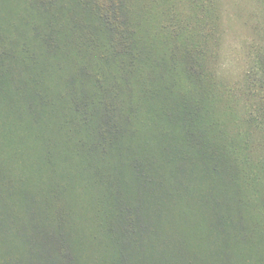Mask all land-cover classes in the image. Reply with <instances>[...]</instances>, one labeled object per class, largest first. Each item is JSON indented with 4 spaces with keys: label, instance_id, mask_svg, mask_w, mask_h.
I'll return each instance as SVG.
<instances>
[{
    "label": "rangeland",
    "instance_id": "rangeland-1",
    "mask_svg": "<svg viewBox=\"0 0 264 264\" xmlns=\"http://www.w3.org/2000/svg\"><path fill=\"white\" fill-rule=\"evenodd\" d=\"M133 1L134 10L130 8V11L139 28L138 37L141 35L148 40L145 45L151 51V58L155 62L162 60L160 67L174 65L164 77L161 73L154 76L144 72L147 82L150 76L155 78L151 86L136 85L135 74L128 69L121 76L123 67L118 64L121 55L116 53L117 57L120 56L115 58V54L111 62L104 40L102 45L99 35L87 31L83 34L79 29L83 25L56 0H46L42 7L38 0H13L7 9L1 11V20L11 31L13 24L38 23L34 16L46 8L51 9L48 14L55 11L58 16L64 15L70 20V32L64 34L65 40H74L69 60L72 76L77 79L78 65H82V72L94 73L100 82H104L103 77L107 76L118 88L130 89L134 95L126 97L132 101L131 110L125 106L126 113L122 117L116 111L102 123L97 118L91 126L87 121L84 124L77 113L78 105L73 106L66 95L68 84L66 88L61 87L64 76L69 75L63 74L66 70L62 55H55L54 64L58 65V70L46 73L30 59L28 53L33 52L26 49L25 37L21 39L20 65L16 64L17 59H12L9 68L13 75V90L5 99H0V155L8 160L11 172V194L7 186H3L0 193V264H73L67 256L85 258L87 264L112 262L115 247L109 246L104 251L101 241L107 231L102 226L105 219L96 220L103 205L99 199L100 191L98 195L95 190L101 182L95 173L102 167V158L109 160L112 167L119 162V156L115 154L117 144L115 148L106 147L114 131L120 137L128 132L126 142H120L124 153L122 160L126 165L135 162L131 149H128V146H135L137 155L141 153L156 166L159 164L172 171L176 168L179 174V178L170 171L163 174L170 188L168 195L159 194L156 188L139 182L130 187L127 199L138 206L140 211L136 215L142 214L140 222L138 218L139 224H135L142 234L130 245L131 253L140 245L135 260L143 258L145 264H155L156 255L161 254L169 264H180L182 256L191 251L192 260L197 264H264V180L261 179L264 162L258 161L259 165L255 162L256 168L251 172L242 164L251 161L245 157L244 138L239 135L242 141L231 139L233 128L242 131V135L247 128L251 136H258L255 126L264 129V73L260 63V59H264V1ZM215 15L218 17L215 19L217 27L212 25L216 24ZM89 25L92 31L97 30L95 23ZM193 30L201 34L203 37H197L203 40L191 38ZM33 33L31 31L29 35ZM110 34L109 39L114 41L115 36ZM77 48L86 52H78ZM141 48L144 49L143 44ZM134 52L138 51L135 49ZM199 68L210 75L209 81L203 79ZM136 72L142 73V70ZM32 77L37 81L48 78L47 92L58 96L56 102L64 113L62 135L53 128L56 122L62 124L60 117L54 114L51 118L46 112L50 98L32 100L14 94L24 85L29 90ZM96 77L91 82L86 78L91 94L95 84H100L95 82ZM123 78L129 79L128 89ZM78 81L85 82V79L79 78ZM208 82L211 83L210 89ZM139 90H153L151 99L143 98ZM192 102L200 106L208 136L213 147L218 148L219 157L214 153L211 155L208 171H205L203 161L192 164L176 160L173 168L165 159L163 137L158 136L152 121L171 109L172 112H181ZM218 102H221V108H227L223 115L228 128L218 124L223 113ZM230 106L235 108L230 110ZM106 108L115 110L117 105L108 101ZM142 110H146L147 115L123 118L129 111L138 114ZM171 116L163 122L168 123ZM244 117L248 122L242 128L237 127L243 121L240 118ZM76 123L83 129L79 130ZM45 130L50 139L47 142H44ZM47 132L51 134L47 135ZM148 147L152 148L151 152L147 151ZM41 159L53 164V175H48L40 167ZM219 195L222 200L217 201H220L218 209L210 205L209 200ZM58 212L64 220L60 225L56 217ZM38 224L41 226L37 229L31 227ZM66 231L72 249L67 248L66 255L64 250L59 252L58 247H48L55 252L56 260L51 261L47 254L38 252L35 245L39 244L40 250V239L44 240L48 236L46 233L60 237ZM108 233L113 235L111 229ZM118 245L121 251L122 242ZM115 259L117 264H124L125 259L121 260V256Z\"/></svg>",
    "mask_w": 264,
    "mask_h": 264
},
{
    "label": "trees",
    "instance_id": "trees-1",
    "mask_svg": "<svg viewBox=\"0 0 264 264\" xmlns=\"http://www.w3.org/2000/svg\"><path fill=\"white\" fill-rule=\"evenodd\" d=\"M12 1L13 0H0V89L1 92H3V95L0 96V99H5L13 90V75L9 72V68H11L12 59H17L16 64L20 65L21 50L19 43L21 39L25 37L24 45L28 46V48L26 49L33 52L28 53V56L33 62L39 64L46 73L58 70V65L54 64L55 55L57 53L62 55L63 67L66 70L63 72V74L65 75L69 73V75L64 76V82L62 83L61 87L66 88L68 84L66 95L72 102L73 106L76 104L80 106L79 108L76 105L77 113L80 115V119L84 121V124L87 121L91 126V124L97 121V118H100L102 123L104 119H109V116L116 111L119 116L121 115L120 117H122L124 113H126L124 112L125 106L129 107L131 110L132 101L131 99H126V97L134 95V91L130 89L123 90L122 88H118L113 81H110L109 78L107 76H104L103 74L102 76H104V82H100V79L97 78L94 73L91 72L87 74L82 72L80 69L82 65H78L77 71L79 72V76L77 77V79L72 76V65L70 64L69 60L71 57V45L74 40H65L64 37L65 33L70 32L68 29V24H70L69 19H67L64 15L58 16L55 11L51 14H48L47 11H50L51 9L46 8V10L43 9L44 11L42 13H37L34 16L35 21H38V23L31 21V24H25L24 26H21L19 24H17V26H14L13 24L11 26V31L10 29H8V25L7 27L5 26L4 20H1V11L7 9ZM38 1L41 2L39 3L41 7L43 3H46V0ZM56 1L59 4H63V6L66 7V10L70 11L73 19L83 25V27H79L83 34H85L87 31L92 35H99L102 45L105 43L107 51L110 52L111 62L112 56L115 57L114 55L116 53L121 55V59L118 61V64L123 67V69L120 70L121 76L126 74L127 69L132 71L133 74H135L133 78L137 79L136 85H153V80H155V78H152V76H150L151 79L147 82L145 78L146 76L143 75L144 72H149L154 76L161 73V75L164 77L166 71L174 67V65H172L171 67L164 65L160 67L159 64H161L162 60H160L159 62L153 61V59L151 58V51L148 50V45H145L147 44L146 42L148 40H144L141 35L138 37L139 28L132 18V14L130 11V8L134 10L133 0ZM47 6L49 5L47 4ZM62 14H65V11ZM216 18H218L217 15L214 16V20ZM214 22L216 24L212 25L214 27H217L216 20ZM90 23H95V25L97 26V30L92 31L91 25H89ZM31 31H34V33L32 35H29ZM190 33L191 38L197 37L198 35L201 36V34H197V32H195L194 30ZM12 34L14 35L13 38H11ZM109 34L115 36V40L117 41H111L108 37ZM186 35L188 39V34ZM197 39L203 40L200 37H197ZM142 44L144 45V49L141 48ZM135 49L138 52H134ZM77 50L81 53L86 52V50H82L79 48H77ZM24 52H26L25 49ZM118 57L116 54L115 58ZM260 63H262L263 65V69L261 72L264 73V59L261 58ZM137 69L142 70V73H137ZM199 69L203 79L209 81L210 75H208L207 73L204 74L202 68ZM94 77H96L95 82H99L100 84H95V89L93 90L94 93L91 94L89 91L90 84L87 82L86 78L91 82L94 80ZM79 78L85 79V82H79ZM38 80L40 82L37 81L36 78L32 77L30 80L32 86L29 90V87L24 85L23 87H20L16 91V93L14 92V94H18L24 98L30 97L32 100L39 99L43 101L45 97L50 98L51 103L47 106L46 112L49 116H51V118L54 114L60 117L62 124L60 122H56L53 128L56 133L62 135L64 113L61 112L59 107L60 105L57 104L58 102H56L59 100V98L55 93L47 92L45 85H47L49 82L48 78H41ZM123 80L125 81L126 87L128 89L130 86L129 79L123 78ZM210 84L211 83L208 82V89H210ZM211 90L213 92L212 87ZM151 91L153 90H139L143 98L150 99L152 96L150 93ZM42 92L44 93V95H41ZM105 94L107 95V97ZM108 101L117 105V108L115 110H107L106 104ZM220 103L218 102L219 110L220 112L222 110L223 113L221 112L222 120L219 121L218 124L225 128H228L227 126H225L226 118L224 116L227 108H221ZM230 107V110H233L235 108V106ZM171 112L172 109L169 110V113L163 114L162 117L160 115L152 119L154 125L157 127L159 134L158 136L163 137L162 146L166 153L165 159L169 164L173 165V168L177 161H187L191 162L192 164L203 161L205 165V171H208L210 169V167L208 166L209 158L213 153L217 157H219V153L218 148H216V150L213 147L212 139H210V137L208 136V131L205 128L206 125L204 124V118L200 106L196 102H192L188 104L184 109H182L181 112ZM16 113L20 114L18 109H16ZM134 113L137 112L129 111L127 112L128 116H125L123 118H131V115L135 117L147 115L146 110H142L140 113L138 112V114ZM169 115L172 116L171 118H168L170 120L165 124L163 121L166 120ZM180 116L181 120H179ZM240 120L243 121L241 122L240 126L237 127L242 128V126L245 125L248 120L245 117L240 118ZM230 122H232V119H230ZM234 122L237 123V121ZM76 125L79 130L83 129L79 127L77 123ZM233 129L234 131L231 135L232 140L239 139L240 141H242V137L244 138L245 146L243 149L246 153L245 157L248 158L249 161L251 159V161H246L247 164L242 162V164L252 172L256 168L255 162H258L260 160H263L262 162H264V129L255 126L254 129L258 136L254 134L251 136V131H249L247 128H245L243 135L242 131L239 132L238 129ZM224 133L226 134V132ZM50 134V132H47V135ZM43 135L45 136L44 142L50 141V139L46 137V130L43 132ZM127 135L128 132H125V135L123 137H120L117 132H112L111 139L106 147L115 148V145L117 144L115 154L119 156V162L112 167L108 164L109 160H105V158H102V160L100 161L102 167L97 169L95 173L98 179L101 181L100 184L96 186L95 190L98 195L100 191L99 199L101 200L103 205V210L101 212H97L96 214V220L105 219V223H102V226H104V229H106L108 232L109 229H111L113 232V235H110L107 231H104L105 237L101 240L105 248L104 251H106L109 246H111L112 248L115 247L116 254L114 256L116 258H119L121 256V260L125 259L124 264H145L143 258L142 260H135V255L140 252V245L134 249L133 253H131L130 250L131 243L136 241V239L139 238L140 234H142L141 229L137 228V225H135L139 224L142 214H140V216L138 217L136 215L140 211L139 208H137L138 206H134V204L129 202V199H127V196H129L130 193V187H134V184L136 182H139L143 185H146V187L156 188L159 194L167 193L168 195L170 188L168 186L167 178L163 174L167 171H170L172 172L171 175L174 174L178 178L179 174L176 168H174L172 171L169 168H163V166H160L159 164H157L156 166L155 162L153 163L151 159H145L144 155H142L141 153L137 155V148L135 146H128V149H131L134 155L133 161L135 162L130 161V163H132L126 165L122 160L124 153L123 149L120 146V142H126ZM239 135H241L242 137H240ZM147 151L151 152L152 148L148 147ZM256 164L259 165V162ZM40 167H42L43 171L47 172L48 175H53L52 171H54V166L52 163L47 164L43 159H41ZM262 176L263 177L261 179L264 180V175ZM10 178L11 172L9 169L8 160H6L3 155H0V193L3 190V186H7L10 188ZM262 186L264 187V184ZM191 190L193 189L191 188ZM218 200H222L221 195H219L218 198L215 196L210 197L209 203L210 205L217 206L219 209L220 201L217 202ZM262 213L264 215V209H262ZM58 214L59 212L56 214V217L58 218L60 225V223L64 222V220L62 216L60 214L58 216ZM220 219L223 220L222 224H225V220L222 217H220ZM42 225L43 227L45 226L44 223ZM40 226V224H38L37 226L31 225L33 229H37ZM46 234L48 236L45 237L44 240L40 239V250L39 244L35 245V247L38 249V252L40 254H47L51 261L56 260L55 252L53 250H48V247H58L59 252H62V250H64V255L68 253V251L66 250L67 248L70 247L71 249L70 242L67 241V231L66 233H62L60 237L50 236L48 233ZM121 237L123 240H121ZM120 242H122L123 244L121 251L118 245ZM71 250L69 253L72 254ZM157 255L155 258V264H169L168 260L161 254L158 257ZM191 255V251L185 253L182 256L180 264H197L196 261L192 260L193 258ZM115 257H112L113 260L109 264H117V260L115 259ZM66 258L73 261V264H87L85 258L79 259L68 256Z\"/></svg>",
    "mask_w": 264,
    "mask_h": 264
}]
</instances>
